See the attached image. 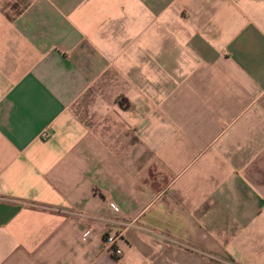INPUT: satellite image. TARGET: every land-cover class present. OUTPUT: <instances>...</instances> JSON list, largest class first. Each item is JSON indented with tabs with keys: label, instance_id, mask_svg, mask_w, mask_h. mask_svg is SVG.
Segmentation results:
<instances>
[{
	"label": "crops",
	"instance_id": "obj_1",
	"mask_svg": "<svg viewBox=\"0 0 264 264\" xmlns=\"http://www.w3.org/2000/svg\"><path fill=\"white\" fill-rule=\"evenodd\" d=\"M0 264H264V0H0Z\"/></svg>",
	"mask_w": 264,
	"mask_h": 264
},
{
	"label": "built area",
	"instance_id": "obj_2",
	"mask_svg": "<svg viewBox=\"0 0 264 264\" xmlns=\"http://www.w3.org/2000/svg\"><path fill=\"white\" fill-rule=\"evenodd\" d=\"M104 241L107 245V247L115 254H120L122 251L120 248L117 247L116 245V236L112 235V234H109L107 233L105 236H104Z\"/></svg>",
	"mask_w": 264,
	"mask_h": 264
},
{
	"label": "rangeland",
	"instance_id": "obj_3",
	"mask_svg": "<svg viewBox=\"0 0 264 264\" xmlns=\"http://www.w3.org/2000/svg\"><path fill=\"white\" fill-rule=\"evenodd\" d=\"M94 99H95V96L92 97L90 92L86 93V95L82 98V100L87 104V106H90L91 100H94ZM88 111H89V107H87V112Z\"/></svg>",
	"mask_w": 264,
	"mask_h": 264
}]
</instances>
